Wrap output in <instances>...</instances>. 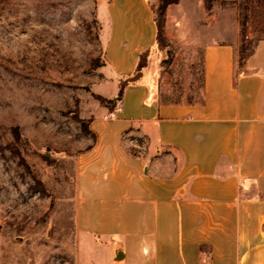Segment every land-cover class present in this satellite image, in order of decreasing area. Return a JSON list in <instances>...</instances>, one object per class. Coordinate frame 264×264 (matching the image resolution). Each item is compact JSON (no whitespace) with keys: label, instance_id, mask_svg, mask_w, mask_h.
<instances>
[{"label":"crops","instance_id":"1","mask_svg":"<svg viewBox=\"0 0 264 264\" xmlns=\"http://www.w3.org/2000/svg\"><path fill=\"white\" fill-rule=\"evenodd\" d=\"M104 11L101 93L114 99L157 28L149 0H111ZM229 27L204 46V102L161 104L144 72L126 84L115 118L104 120L103 107L91 124L97 141L81 158L76 220L120 244L117 264H264V39L235 78L238 20Z\"/></svg>","mask_w":264,"mask_h":264},{"label":"rangeland","instance_id":"2","mask_svg":"<svg viewBox=\"0 0 264 264\" xmlns=\"http://www.w3.org/2000/svg\"><path fill=\"white\" fill-rule=\"evenodd\" d=\"M149 1L156 16L160 0ZM110 2L0 0V264H117L120 244L76 220L81 158L97 141L91 124L103 107L107 121L121 106L118 96L111 105L98 98L111 99L101 93L109 27L100 14ZM233 19L253 46L264 39V0H215L210 12L204 0L170 8L166 46L150 48L140 70L159 99L203 100L204 46ZM134 25L148 33L139 15Z\"/></svg>","mask_w":264,"mask_h":264},{"label":"trees","instance_id":"3","mask_svg":"<svg viewBox=\"0 0 264 264\" xmlns=\"http://www.w3.org/2000/svg\"><path fill=\"white\" fill-rule=\"evenodd\" d=\"M215 0H204V4L206 9L210 12L212 7H213V3ZM180 0H160V3L158 5V8L155 11V23H156V28H157V35H156V42L158 43V46L160 48H163L166 46V42H165V26H166V13H167V8L169 5L171 4H175V3H179ZM243 26L245 28H243L241 34H240V40H239V44L237 47V55L235 58V64H236V68H235V78H237L240 74H242L245 70V65H246V61L248 59V57L255 51V47H256V43L254 46L252 45V42L249 38V35L246 31V26L244 25V23H242ZM150 53V48L142 51L139 55V61L137 64V68L136 71H140L142 70L144 67L147 66V58L148 55ZM204 82H205V69H204ZM126 84L129 83H121L120 84V92L118 94V98L121 100L122 96H123V91L124 88L126 86ZM98 98L102 101V102H106L109 105H111L114 99H107L104 98L102 96H98ZM201 102H204V97L203 100ZM160 103L161 104H181L179 101H165L160 99ZM197 103V102H194ZM189 104H193L192 102H189Z\"/></svg>","mask_w":264,"mask_h":264},{"label":"built area","instance_id":"4","mask_svg":"<svg viewBox=\"0 0 264 264\" xmlns=\"http://www.w3.org/2000/svg\"><path fill=\"white\" fill-rule=\"evenodd\" d=\"M120 109V107H117L114 111L110 112V117L115 118L116 117V112ZM136 148L138 150V154H142L146 151V143L143 141H139L138 139L136 140Z\"/></svg>","mask_w":264,"mask_h":264},{"label":"water","instance_id":"5","mask_svg":"<svg viewBox=\"0 0 264 264\" xmlns=\"http://www.w3.org/2000/svg\"><path fill=\"white\" fill-rule=\"evenodd\" d=\"M143 76V72L142 71H139L137 72L135 75L127 78L124 83H132V82H136L137 80H139L141 77ZM121 255H122V252H119L118 253V257L117 259H120L121 258Z\"/></svg>","mask_w":264,"mask_h":264}]
</instances>
